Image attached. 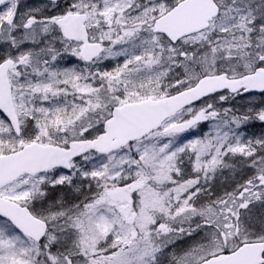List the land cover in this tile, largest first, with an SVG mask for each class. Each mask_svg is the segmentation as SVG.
<instances>
[{
	"label": "snow or ice",
	"instance_id": "6c2138e0",
	"mask_svg": "<svg viewBox=\"0 0 264 264\" xmlns=\"http://www.w3.org/2000/svg\"><path fill=\"white\" fill-rule=\"evenodd\" d=\"M0 264H264V0H0Z\"/></svg>",
	"mask_w": 264,
	"mask_h": 264
},
{
	"label": "rangeland",
	"instance_id": "374dc122",
	"mask_svg": "<svg viewBox=\"0 0 264 264\" xmlns=\"http://www.w3.org/2000/svg\"><path fill=\"white\" fill-rule=\"evenodd\" d=\"M21 2L23 3L24 2V0H21ZM28 2H31V0H28ZM112 66V64L111 63H107L106 64V67H111Z\"/></svg>",
	"mask_w": 264,
	"mask_h": 264
},
{
	"label": "flooded vegetation",
	"instance_id": "af4514ba",
	"mask_svg": "<svg viewBox=\"0 0 264 264\" xmlns=\"http://www.w3.org/2000/svg\"><path fill=\"white\" fill-rule=\"evenodd\" d=\"M258 130V129H257Z\"/></svg>",
	"mask_w": 264,
	"mask_h": 264
}]
</instances>
